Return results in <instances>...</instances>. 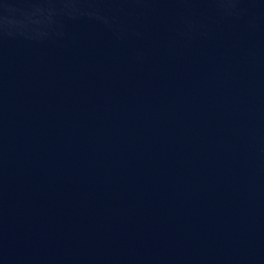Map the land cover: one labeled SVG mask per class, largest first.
I'll return each mask as SVG.
<instances>
[{"label":"water","instance_id":"95a60500","mask_svg":"<svg viewBox=\"0 0 264 264\" xmlns=\"http://www.w3.org/2000/svg\"><path fill=\"white\" fill-rule=\"evenodd\" d=\"M0 264H264V0H0Z\"/></svg>","mask_w":264,"mask_h":264}]
</instances>
